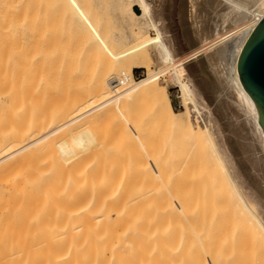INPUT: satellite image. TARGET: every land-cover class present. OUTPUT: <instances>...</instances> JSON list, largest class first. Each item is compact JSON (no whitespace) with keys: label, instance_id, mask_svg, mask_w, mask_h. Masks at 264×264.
I'll return each instance as SVG.
<instances>
[{"label":"bare ground","instance_id":"6f19581e","mask_svg":"<svg viewBox=\"0 0 264 264\" xmlns=\"http://www.w3.org/2000/svg\"><path fill=\"white\" fill-rule=\"evenodd\" d=\"M106 2L0 0V221L6 207L17 210L29 200L44 206L41 218L47 216L46 225L37 226L40 234H30L31 241L28 237L30 243L17 236L19 245L9 234L12 227L0 222V264H264V131L238 72L242 49L264 19V0H179L178 16L190 51L184 56L174 53L171 35L167 40L172 49L166 45L162 33L167 31L159 25L164 19L166 29L170 27L175 1L164 0L155 8L135 0L142 14L133 13L156 34L159 70L147 68L145 79L136 82L132 66L119 63L111 71L102 67L87 85L70 88L66 82L74 73L76 48L111 16ZM218 19L228 29L216 35ZM191 61L199 67L194 89L185 74ZM163 77L180 88L193 139L178 161L175 175H182L181 185L173 181L161 145L160 157L153 151L155 163L142 160L143 154L153 153L148 152L151 140L139 124L142 119L134 121L133 116L136 102L147 98L158 109L164 100L163 118L169 125L182 116L163 89ZM206 93L210 108L200 101ZM158 109L152 115L158 116ZM105 121L117 124L111 128ZM116 145L137 148L135 175L126 161L125 170L117 172L116 157L105 154L116 151ZM197 148L207 150L213 160L218 196L198 191L191 159ZM10 171L13 187L5 183ZM221 198L232 201L231 218ZM214 236L219 245H210Z\"/></svg>","mask_w":264,"mask_h":264},{"label":"rangeland","instance_id":"374dc122","mask_svg":"<svg viewBox=\"0 0 264 264\" xmlns=\"http://www.w3.org/2000/svg\"><path fill=\"white\" fill-rule=\"evenodd\" d=\"M146 1L149 4H151L153 7H155V8L159 7L160 4L164 2V0H146ZM174 1H175L174 2V5H175L174 7H176V8H174L175 10H173V12L170 15V19H171L170 27H172V28L169 27L170 29L169 28L166 29V26H165L166 24H164V22L167 23V21L164 20V19H163L164 22L160 21L162 23H159V25H160L161 28L162 27L165 28L164 31L165 30L167 31V33L166 32L162 33V36H164L163 40L166 43V45L170 48L171 44L169 42V39L167 40V37H168V35H169V37L171 35L173 37V39H175L174 40V42H175L174 44H176L175 47H173L174 50H175L174 53L177 54V55H180V56H184V55L190 54L189 45H188V42L184 38L182 26H181L180 19H179V16H178V7L177 6H178L179 0H174ZM117 2H119V3H117ZM119 5H122L121 8H117ZM106 7L109 10V12H111V16L109 18L104 19L101 22V24L98 27L96 33H93L88 38V40H87V42L85 44L79 45L76 48V52L75 53L77 55V58H76V61H75L74 65H73L74 73H73V76H71L68 79V81L66 82L67 85L70 88H72L71 86L75 87V86L87 85L89 83V81H90V78H92V76L97 74L102 67H105L109 71H111V70H114V67L117 64H119V63H127L128 65L132 66L134 80L136 82H139V81L145 79V77H146V75L148 73V70L151 71V72H157L159 70V68H160L159 65H162L161 64L162 60L160 58V56H161L160 51L154 46V42H153L154 37L156 38V34H155V32L153 30L149 31L146 23L143 20H141L140 18H138L137 16H135V14L139 15V16H141V14H142L140 9L138 7H136L135 0H107ZM76 8H77V10L80 13H82L83 8L81 7V4L79 3V1L76 3ZM132 9L134 10L135 14L133 13ZM208 13H206V14H208ZM211 15L209 14L210 17H211ZM209 16L207 15V18ZM156 17H157V19L159 18L158 16H156ZM218 20L221 21V22L216 24L215 25L216 27L213 30V34H216V35L220 34V33H223L224 30L228 29V24L227 23L222 21V19H218ZM172 23H173V25H172ZM165 33H166V35H163ZM147 34L148 35L149 34L152 35L151 38L148 41L144 40L146 38ZM170 49H172V48H170ZM147 68H148V70H146ZM185 72H186L185 74L187 76H189V78L186 81L188 86L190 88L194 89L193 87H195V86L193 84H196V81H197L196 79H199L198 78V74H199L198 65H196V63H194L193 61L187 63ZM160 82H161V84L163 86V89H165V91L168 93V96H169V98L171 100V103H172V106H173L174 110L177 111V112L182 113V116L180 118H177V120L173 123L172 126L169 125L165 121V119L163 118V114L165 113V106H166V103L164 102V100L162 101V105H161L162 109H158V108H156L154 100L150 99V98H147V99H140V100H138V102H136L137 104L140 102V104H138V106H136L137 105L136 104L135 107H137V108H134V110H133V116L136 115V117H137V118L134 117V121H138L139 119H142V120H140L141 122H139V121L138 122H139V124H143L141 126H144L143 128H144L145 132L147 131L146 134L148 133V135H149V137H148V135H146L147 138H148V142H150V140H151V142H150L151 144L149 143L150 147L148 146V148L151 149V150L148 149L149 150L148 152L150 154L153 151H155L156 153L158 152L157 154L159 156V153L161 152V149H162V151H164V152H161V157L163 155L166 157V158L162 157V159L165 160V162L168 159L167 162L169 163V165L171 164L170 165L171 171L174 172L173 176H175V177H174L173 181L174 182L177 181L176 183L179 182L178 184L181 185V183L183 181L179 180V178L182 179L183 178L182 175L177 174V176H178L177 177L175 174L179 173L178 170H179L180 156H181V153H182L181 151L183 149H185L186 147L187 148L185 150L191 148V144H192L193 139H192V136H190V134L188 132V129H187L188 126H187V121H186V117H185L186 115H184L185 107H184L183 100H182V97H181L182 94H181L180 88L176 84H174L173 82L169 81L168 77L167 78L166 77L165 78L164 77L161 78ZM226 89L229 90V88H226ZM228 90H226V93H227ZM233 93H234V91H233ZM204 99H205V101L203 99H202L203 101L202 100H200V101L202 102L203 105L205 103V105H204L205 107L209 106V108H210V106H211L210 102L212 100H211V97L209 96L208 93L205 94ZM144 100L146 101V103H145ZM138 107H140V110L138 112L134 113L135 109L136 110L139 109ZM157 109H158V112H157L158 116H157V114L152 115L153 113H155V111H157ZM137 114H139V115L137 116ZM144 115H145V117H144ZM149 115H150V117H149ZM148 117L150 119V122H149ZM157 117L160 120V122L157 119ZM212 118L214 119V115H212ZM151 119H153V120L151 121ZM146 120H148V121H146ZM192 120H193L194 123H196V114L193 113V112H192ZM144 121L146 122L145 124L142 123ZM115 122L118 123L119 120H115ZM157 122H159V123L157 124ZM101 123L99 122V125ZM107 123L109 124V122L105 121L104 124H107ZM117 123H114V121H113L112 125L109 124V126L111 125L110 127L113 128ZM146 124H147V126L145 127ZM157 125H158V127H157ZM103 126L106 127V125H103ZM149 126H152V127H149ZM110 127H108V129H107L108 130L107 133L112 130ZM170 127H172V128H170ZM145 128L148 129V130H146ZM149 128H152V129H149ZM104 130H106V129H104ZM154 130H155V133L153 134ZM149 132H150V134H149ZM109 133H110V136H112L111 135L112 132H109ZM153 135H154V137H153ZM154 140H155V142H153ZM189 144H190V146H189ZM119 145L118 146L116 145L118 147V149L115 146V150L117 152L116 151L109 152L110 154L106 152L105 154L109 155V156H111L113 158L114 157L120 158V159H118V158L117 159L116 158L113 159L114 163L117 161L116 165L118 164L117 165L118 169H117V166H116V171L117 170H119V171L121 170L122 171L121 168H123L125 170V166L126 165L124 166L123 164L126 161L128 164L127 163H125V164H127V167L129 165V171H131L132 173L135 172V171H133V167H134V165L137 162V160H136V162L134 160V158L136 157L135 159H137V156H138V152L136 150L137 148L136 149L133 148V150H132V148H130V147H125V146L121 147ZM160 145L163 148H161ZM154 146H155V149H154ZM157 146H159L161 149L158 148ZM168 146H169V149H168ZM170 146L171 147L173 146V148H170ZM123 148H125V150ZM166 148H167V153H169V154H167L165 152ZM120 149H122V150H120ZM118 150H120L121 152L118 151ZM169 150H172V152L169 151ZM133 151L135 152L134 155H133V153H134ZM206 151H205V149H201L200 150L199 148H197V149H195V151H194V153L192 154V157H191V159L193 160V163H194L193 167L196 168V170H197L196 171V182H197V184H199V185H197V188H198V191L201 188L203 189V191H205V192H203L204 194L202 193V189L200 191L203 196H205V195L208 196V194H210L211 192L215 193V195L218 196L219 194H217V193H218V190H219L218 189L219 188V186H218L219 184L217 185V181H216V179L219 178L218 175H217L218 173L216 172V167H214L213 164H212L213 160L211 162L210 155H209L208 151H207L208 154L206 153ZM122 152H123V154H122ZM125 152H126V154H125ZM197 152H199V153H197ZM118 153H120V154H118ZM140 153H141V150H140ZM156 153L153 152L150 156L149 155L147 156V155L143 154L144 155L143 156L144 159H142V158L141 159L144 160V161L147 160L149 163L151 162L153 164L155 162H152L151 159L155 160L156 159L155 157H158ZM173 153H175V154H173ZM151 156H152V158H150ZM172 157H176V158H172ZM127 158L129 159V162H128ZM125 159H127V160H125ZM171 159L172 160L174 159V161H172ZM147 161H145V162H147ZM170 162H173V164L170 163ZM121 165L124 166V167H121ZM127 167H126V169H127ZM198 167H199V169H198ZM12 173L13 172H11V174ZM13 177L14 176L12 174V175H9V176H7L5 178V183H6V185L8 184L9 187H11L12 183L14 184V178ZM176 177H177L178 180L176 179ZM134 178H136V176ZM187 179L191 180V178H187ZM197 179L200 181L199 183H198ZM133 181L134 180H132V182ZM135 181H136V179H135ZM135 183L136 182H134V184ZM176 183H175V185L177 187H179V185L176 184ZM217 186H218V188H217ZM12 187H13V185H12ZM209 191H210V193H209ZM223 200L224 199L221 198L222 202L225 201L223 203V205L221 203V206H224L223 207V211L225 212V214L229 215L230 212H231L232 215H233V212H232L233 210L230 211L231 209H233V208H230L233 205L232 201H230L229 199H228L229 201L228 200L226 201V199L224 201ZM18 202L19 201H17V203ZM28 202L29 203H27V201H26L25 204L21 203L23 206L18 205V206H20V208H18V207L16 208V206H17L16 202L15 203L13 202L15 204V207L12 205L13 203L9 204L10 209L14 207L17 210L13 209L14 210L13 213H12L13 210H10L11 213L8 214L10 211H9V208L6 207V212L7 213L5 212L4 215L1 217L3 223L1 221L0 222L2 224H4L3 226H6L5 223L6 224L8 223L6 228H8V227L11 228L12 227V229L9 228L10 231H9V229H8V231L10 232L9 234L12 237V239L14 238V240H13L14 244H17V245H19V241H18V237L17 236L23 235V236H25V240L27 241L28 237L30 238V236H31L30 234H34L33 236H35V235H37V233H35V232H39L38 233V235H39L40 234V230L39 229H41L42 225H44V226L46 225L45 221H47V219H46L47 216H44L43 218H41L43 213H44V212L42 213L41 210H42V208L44 206L42 207V205L39 204L40 207H41L40 208L39 205L36 204L38 206L37 207L35 205V203L32 202V200H29ZM225 203H226V205H225ZM24 205L26 207L28 206L27 209H28L29 212L27 211V209L25 208ZM34 205H35V207H34ZM30 206H31L32 209L30 208ZM18 209H20L21 213H20V211ZM22 211H25V212H22ZM43 211H45V210H43ZM36 215H37V217H36ZM232 215L230 214V216H228V217L231 218ZM11 217H12V219H11ZM216 218L218 219L219 217H216ZM31 219H33V220H31ZM220 219H219V221H220ZM29 220H31L30 223H29ZM42 220H43V224L41 222ZM8 221L11 222V223H12V221H14L16 223V224L14 223V229H13V223L9 224ZM37 221H40V222L37 223ZM17 222H18L19 225L17 224ZM26 222H28V223L26 224ZM39 224L41 226L40 228L37 227V226H39ZM217 224H215V229H216ZM28 225H29V227H28ZM19 227L21 228V229H18V230H20L19 233H18V231L15 233V231H16L15 229H17ZM37 228H39V229H37ZM24 229H26V231L28 230L27 231L28 233H26V231ZM30 230H34V232H32ZM30 232H32V233H30ZM213 233L216 235L219 232H217V233L213 232ZM219 234L217 236L218 239H219V236H220ZM214 237H215L214 239L217 240L216 236H214ZM32 239L30 238L29 240L31 241ZM190 239L192 240V237ZM214 239H213V241L215 242ZM218 241H220V240H217V242H215V243L210 241L211 242L210 245L212 244V246H213V244L214 245L217 244ZM189 242L191 244L192 241H190L188 239L186 244L189 245ZM27 243H30V242L27 241ZM218 245H219V243H218ZM216 246H214V248H216ZM214 248L212 247L213 250H214Z\"/></svg>","mask_w":264,"mask_h":264},{"label":"water","instance_id":"95a60500","mask_svg":"<svg viewBox=\"0 0 264 264\" xmlns=\"http://www.w3.org/2000/svg\"><path fill=\"white\" fill-rule=\"evenodd\" d=\"M240 81L253 99L264 131V19L257 25L238 59Z\"/></svg>","mask_w":264,"mask_h":264}]
</instances>
